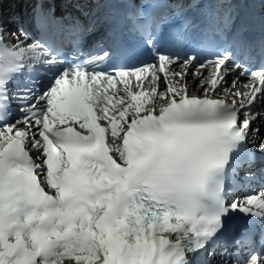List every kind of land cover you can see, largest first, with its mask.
<instances>
[{
  "label": "snow or ice",
  "instance_id": "snow-or-ice-1",
  "mask_svg": "<svg viewBox=\"0 0 264 264\" xmlns=\"http://www.w3.org/2000/svg\"><path fill=\"white\" fill-rule=\"evenodd\" d=\"M2 9L0 264H264V0Z\"/></svg>",
  "mask_w": 264,
  "mask_h": 264
},
{
  "label": "bare ground",
  "instance_id": "bare-ground-1",
  "mask_svg": "<svg viewBox=\"0 0 264 264\" xmlns=\"http://www.w3.org/2000/svg\"><path fill=\"white\" fill-rule=\"evenodd\" d=\"M2 1V4H3V0H1ZM8 8H5V10H7Z\"/></svg>",
  "mask_w": 264,
  "mask_h": 264
}]
</instances>
